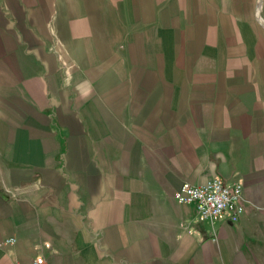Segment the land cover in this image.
<instances>
[{
    "label": "crops",
    "instance_id": "obj_1",
    "mask_svg": "<svg viewBox=\"0 0 264 264\" xmlns=\"http://www.w3.org/2000/svg\"><path fill=\"white\" fill-rule=\"evenodd\" d=\"M243 184L198 218L185 181ZM0 264H264V0H0Z\"/></svg>",
    "mask_w": 264,
    "mask_h": 264
},
{
    "label": "built area",
    "instance_id": "obj_2",
    "mask_svg": "<svg viewBox=\"0 0 264 264\" xmlns=\"http://www.w3.org/2000/svg\"><path fill=\"white\" fill-rule=\"evenodd\" d=\"M243 184L240 181L227 182L219 175H213L202 184L185 181L176 190V198L185 203H194L198 218L215 222L220 218L238 220L245 207L243 204ZM15 238L0 242L4 245ZM19 264H48L43 255H38L29 262Z\"/></svg>",
    "mask_w": 264,
    "mask_h": 264
}]
</instances>
